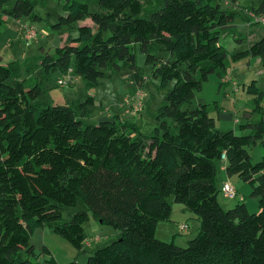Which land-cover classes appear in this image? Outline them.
Returning a JSON list of instances; mask_svg holds the SVG:
<instances>
[{
	"label": "trees",
	"instance_id": "obj_1",
	"mask_svg": "<svg viewBox=\"0 0 264 264\" xmlns=\"http://www.w3.org/2000/svg\"><path fill=\"white\" fill-rule=\"evenodd\" d=\"M94 1L91 10L86 0H60L63 12L52 31L86 18L91 24L76 25L77 34H68L52 52L40 46L38 55L25 60L24 74L38 67L47 78L71 68L90 88L124 65L140 85L133 52L138 46L158 86L170 87L155 110L152 131L144 134L136 122L118 117L84 122L91 95L72 105L38 104L43 83L24 76L19 64L3 63L0 53V264H39L30 236L42 226L83 249L89 213L111 225L117 237L85 262L66 264H264V117L241 124L252 130L240 135L216 127L208 103H194L210 73L222 78L227 72L219 36L234 14L217 0H162L146 16L141 0ZM249 9L264 17V0ZM7 17L40 18L34 0H0V32ZM242 53L259 57L264 73V32ZM247 91L258 98L264 93L254 80ZM254 102L252 111L264 110ZM257 143L262 154L252 162L246 146ZM223 156L226 174L250 186L257 212L247 209L242 194L231 207L219 202L223 181L217 186L216 164ZM78 198L89 213L79 210L63 219L62 207ZM172 201L199 223L185 246L155 237ZM42 251L49 253L47 264H57L45 245Z\"/></svg>",
	"mask_w": 264,
	"mask_h": 264
},
{
	"label": "rangeland",
	"instance_id": "obj_2",
	"mask_svg": "<svg viewBox=\"0 0 264 264\" xmlns=\"http://www.w3.org/2000/svg\"><path fill=\"white\" fill-rule=\"evenodd\" d=\"M89 8L92 10L95 7L94 0H86ZM159 0H152L151 3L142 0L141 16H146L147 13L157 8ZM220 7L227 12H232L234 17V25L237 26V34L243 40L245 37V26L240 21L241 8L255 7L259 0H217ZM236 2L237 5H232ZM34 12L40 16L39 19H28L21 17V21L7 17L11 24H15L22 28V25L28 24L36 30L33 38L27 42L19 36H10V43L2 42L3 35L7 32L4 29L3 35L0 37V53L2 62H13L19 64L23 75L26 69V61L28 57L36 56L40 53V46H43L50 52L54 47L61 45L68 34L75 36L77 34L76 25L81 23H90V19L78 21L71 26H66L59 31H52L50 25L57 20V16L63 11L61 9L60 0H34ZM252 26H260V24L252 23ZM3 30V29H2ZM22 31V29H21ZM22 33V32H20ZM226 32L221 28L219 42L227 50L225 76H231L236 81V89H234L231 81L221 82V77L216 72L209 74L208 79L202 83L201 89L195 91L194 103H208V113L215 120V125L221 130L232 129L236 134H249L251 128L249 125L241 127V124L247 122L258 121L264 117V110H254L255 100L264 106V93L258 98L257 94L247 91V85L254 80L258 89L264 92V73L259 57L252 56L249 53L239 54L241 51L238 48L239 42L225 35ZM7 37V36H6ZM239 50V51H237ZM244 51V50H242ZM135 55V65L141 77V84L136 85L131 80V70L127 66L122 65L118 71H113L111 76L101 78L94 86L87 88L84 79L79 75H73V83L64 84L63 86L56 85L55 80L61 77L62 74L55 70L49 75V78L43 84L44 91L37 98V103L44 105L52 104H75V101L80 98H85L87 94H94L95 106L92 105V114H97L99 110L105 112L117 111L121 118L125 121L136 122L141 127L144 134L150 133L155 124L154 114L157 106L162 102L167 88L158 86V79L151 75L150 64L146 62V54L137 46L133 50ZM234 57H233V56ZM140 88L142 91L143 107L140 112L131 114L125 110L123 105L124 95L132 91L134 88ZM212 101H216L218 108H215ZM100 102V103H99ZM231 113V117L222 119L219 117L220 112ZM92 119V118H90ZM222 119V120H221ZM234 119H237L235 122ZM84 122H89L88 117L83 118ZM90 123H96L90 122ZM252 162L258 161L262 154L261 143L251 146H246ZM217 186L228 179L237 189V196L234 198L223 197L219 191L217 194L218 200L224 208L231 207L239 200V194L244 195V202L247 201V209L250 212H257V200L250 195V186L248 183L240 180L236 175H227L224 169L222 160H217ZM171 215L167 220H159L155 228V237L164 241H173L175 244L185 246L187 241L195 237L198 233V220L195 215L187 210L181 203L171 202ZM85 210L89 213L87 205L81 198H78L74 206H63L61 216L67 219L73 212ZM89 220L84 224L86 238L84 239L83 249L78 250L71 243L54 232L48 226H42L32 233L30 236V244L33 245L37 257L36 261L39 264H47L46 260L49 253L42 251L45 245L50 253L55 258L57 264H66L68 261L75 260L77 262H85L87 257L93 251L101 246L106 245L116 236V230L109 224L97 222L89 213ZM197 223H194L193 220ZM187 223L188 227L185 231H178V224ZM96 238V239H95ZM89 241L88 245L86 242Z\"/></svg>",
	"mask_w": 264,
	"mask_h": 264
},
{
	"label": "crops",
	"instance_id": "obj_3",
	"mask_svg": "<svg viewBox=\"0 0 264 264\" xmlns=\"http://www.w3.org/2000/svg\"><path fill=\"white\" fill-rule=\"evenodd\" d=\"M146 1L149 2V3H151L152 0H146ZM161 5H162V0H159L158 1L157 8H159ZM232 5L235 6V5H237V3L236 2H233ZM250 11L251 10L249 9V7L241 8V13L238 14L240 16V18H241L240 19L241 23L244 24V25H246L245 26L246 27L245 28V30H246L245 31V34L246 35H245V37H243V40L240 39L239 38L240 36L237 34V26L234 25L235 24L234 23V19L228 25H225V26L222 27V29L225 30V32H226V34H225L226 36H229L232 39H234V40H236V41L239 42L238 48H239L240 51H242V50L246 51V49L248 48V45L250 43H252L253 41H255L256 39H258L263 34V32H264V26L263 25L260 24V26H252V23H254V22H252L250 20V15H249V12ZM235 15H234V17H235ZM17 20L21 21V19H17ZM88 24H91V22L88 23ZM256 24H259V23H256ZM4 29L7 32L3 35ZM21 29H22L21 27H18L15 24H11L7 20L6 23L1 27L0 37L3 35V39L1 41L4 42V43H6V44L10 43V40H11L10 39L11 38L10 36L11 35L14 36V37L15 36H17V37L19 36L21 38V34H22V33H20V32H22ZM239 50H237V51H239ZM24 76H26L27 78L30 77V80H37L39 82H42L43 84L49 78V77H47V78L44 77V75L42 74L40 68H38V67L34 68L33 71H31L30 73L25 74ZM72 83H73V81H72ZM87 95L93 96V99H94L93 106H95V98H94L95 96H94V94H87ZM80 99H83V98H80ZM92 110L93 109L91 108V110L89 111V113L86 116H84V117H88L89 118V120H90L89 122H95V121L98 122L100 120L112 119L114 117H118L120 120H123L121 118V115L117 111H110V110H108V111L105 112L104 110H99L98 113L94 115V114H92ZM230 115H231V113H227V112L222 111V112H220L219 117L222 118V119H224V118L227 119V118H230L231 117ZM84 117H82V118H84ZM90 118H92V119H90ZM234 121L236 122L237 119H234ZM214 122H215V120H214ZM221 160H222L223 164H225L224 156L221 158ZM223 181H229V180L228 179H225ZM243 202H244V195H243ZM244 203L247 204V201H245ZM193 221H194V223H197L195 219Z\"/></svg>",
	"mask_w": 264,
	"mask_h": 264
},
{
	"label": "built area",
	"instance_id": "obj_4",
	"mask_svg": "<svg viewBox=\"0 0 264 264\" xmlns=\"http://www.w3.org/2000/svg\"><path fill=\"white\" fill-rule=\"evenodd\" d=\"M250 20L254 23H259L264 26V17L257 16L252 11L249 12ZM36 34V30L32 27V25L24 24L22 25V34L21 38L26 42L33 38ZM73 81V73L71 68H68L67 71L62 74L61 77L56 79L57 85L63 86L64 84H70ZM222 82L231 81L233 88L236 89V81L231 78V76H223L221 78ZM123 105L125 110L131 114H135L141 111L143 107L142 101V91L140 88H134L132 91L127 92L123 97ZM220 192L225 197H234L236 195L235 187L229 181H223L220 185ZM179 231H185L187 229V224H178ZM96 239V238H95ZM89 241L86 242L88 245Z\"/></svg>",
	"mask_w": 264,
	"mask_h": 264
}]
</instances>
